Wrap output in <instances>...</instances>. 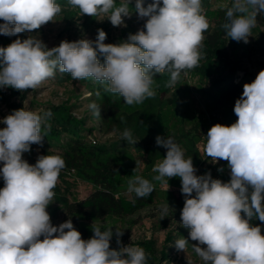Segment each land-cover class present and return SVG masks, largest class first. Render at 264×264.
<instances>
[{
  "label": "clouds",
  "instance_id": "9594fccd",
  "mask_svg": "<svg viewBox=\"0 0 264 264\" xmlns=\"http://www.w3.org/2000/svg\"><path fill=\"white\" fill-rule=\"evenodd\" d=\"M68 0L81 16H106L114 27L126 26L124 18L133 12L147 18L144 28L129 34L127 41L105 43L107 34L97 30L95 41L63 40L49 49L40 39L29 36L0 48V88L18 91L37 89L54 78L56 70L73 80L93 79L105 93L123 98L129 106L154 98L157 74L168 72L173 87L184 70L199 66L200 48L209 22L202 0ZM225 11L221 27L237 42H249L257 17L264 14V0H231L218 5ZM56 0H0V34L14 36L38 30L61 13ZM103 57L101 63L98 57ZM99 95V93H97ZM100 116L95 103L89 105ZM237 121L230 126L215 124L206 137L204 152L212 163L227 161L230 180L213 179L211 173L196 175L192 158L171 137H156L167 149L153 167L155 181L181 179L184 206L182 226L189 229L194 253L202 264H264V70L243 86L236 100ZM50 116V113H45ZM0 129V264H147L145 251L138 246L110 249L112 228L102 231L92 225L93 237L84 240L71 218L53 226L46 210L54 202L59 174L65 167L59 155H40L34 165L22 158L31 145H41L44 117L21 108L3 118ZM121 139L137 143L129 129ZM223 171V168L218 169ZM154 184L142 176L128 181L127 192L146 198ZM168 204L162 206V218ZM242 213L244 214L242 216ZM117 244L123 231L116 230ZM43 237V239H41ZM188 240L175 241L178 251ZM191 264V261H188Z\"/></svg>",
  "mask_w": 264,
  "mask_h": 264
},
{
  "label": "rangeland",
  "instance_id": "374dc122",
  "mask_svg": "<svg viewBox=\"0 0 264 264\" xmlns=\"http://www.w3.org/2000/svg\"><path fill=\"white\" fill-rule=\"evenodd\" d=\"M205 1L208 3V6L203 7L210 9V11L221 9L218 7L220 4L231 3V0ZM119 2L120 0H117V4ZM148 2H151V0H146L145 6ZM134 5L135 0H132L130 7L134 8ZM61 8L69 9L75 15L68 17L64 13H59L55 17V22H49L38 30H33L32 32L25 31L10 37H13L14 40L18 38L24 40L29 38V36H33L40 39L51 49L59 46L63 40L69 42L80 39L95 41L97 30L103 29L107 34L104 42L106 44H115L125 31L128 37L129 34H135L138 30L143 29L147 20V18H139L138 14L133 12L130 18H124L126 26L114 27L106 19V16H88V18L86 17L87 15L81 16L79 10L73 8L68 3ZM214 17L215 15L212 14L209 16L211 21L209 27H212ZM90 18L94 19V22H89ZM2 23L3 21L0 20V24ZM255 29H259L264 33V14L257 17V24L252 29L253 36L249 37L248 43H244L249 47L250 53L244 57L241 75L247 72L256 77L259 71L264 70V51L256 44L257 36L254 31ZM169 79L170 74L165 75L161 81L153 85L156 91L155 97L159 95L160 100L163 101L162 106L158 107L159 101L154 97L146 99L139 105L129 106L125 104L122 110L132 113L144 107H148L149 109L151 106V108L157 107L156 111H160L162 118L160 127L157 128V136L171 137L173 142L178 144L183 150L185 158H192L193 165L197 169L196 175H204L210 172L213 179L228 182L231 176L227 161L220 160L214 164L204 152L209 129L217 123L222 124L221 120L217 117L214 118L213 114L208 110L205 98L201 93V90L207 89L208 80L193 69L185 70L184 74H180L178 82L173 87L167 86ZM0 93H3L8 98V103L19 105L25 110L36 113L42 110L38 104L60 105L66 103L68 105H77L73 111L74 115L78 118L87 117L88 127L95 128L92 135L94 140L110 143L121 138L119 132L115 130L111 132L107 131L99 116L93 114V110L90 109L89 105L96 103L94 95L88 86L78 80H62L54 75V78L46 80L37 89L21 92L24 95H11L6 87L0 88ZM152 101L154 104H152ZM13 112L7 107L6 101L0 97V121ZM4 127L6 125L0 123V129ZM40 155H43L42 148L35 144L31 147L30 152L23 153L22 158L29 164L34 165ZM123 158L128 167V175L133 173L132 169H134V173L130 177L127 175L118 177L119 194L130 199L133 193L127 192L128 181L130 178L139 175L152 182L155 186L154 191L150 194L154 200L153 204L124 219L106 217L98 222H87L86 226L89 228V231L94 235L92 225L99 226L102 231L112 228L110 246L114 245L113 243H117L116 230L123 231V235L119 237L121 241L119 247L138 246L137 243L140 241H155L159 255L163 249L164 240L169 230H174L177 231L176 240L183 237L188 240V245L184 252L178 251L175 248V242L169 244L172 256L171 264H176L177 259H180L179 263L181 264H188V261H191V264H202L192 249V244H196L197 242L190 239L189 229L183 227L181 222V212L184 206V196L181 193V179L174 177L170 178L168 182V178H165V181L153 180V177L158 175V173L153 172V170L148 171L146 159L134 150H124ZM2 167L3 163L0 162V168ZM220 168H223L222 172L218 171ZM2 184H4V181L2 176H0V185ZM95 188L96 186L93 182L84 179L78 171H65L62 169L57 185L53 189L55 193L54 202L46 209L50 214L51 222L63 223L62 199H68L69 201L82 200L87 198ZM166 204H168L169 209L166 216L161 219L162 206ZM162 264H166V262Z\"/></svg>",
  "mask_w": 264,
  "mask_h": 264
},
{
  "label": "trees",
  "instance_id": "16d2710c",
  "mask_svg": "<svg viewBox=\"0 0 264 264\" xmlns=\"http://www.w3.org/2000/svg\"><path fill=\"white\" fill-rule=\"evenodd\" d=\"M203 6H208L205 0H202ZM61 7L68 3V0H56ZM209 10V16L215 15L212 27L204 33V40L200 52L202 55L199 66L193 68L208 80L206 90H201L208 110L221 120L223 125L230 126L235 123L238 117L234 113V106L237 99L243 93V86L251 83L256 77L245 72L241 75L244 57L248 55L249 47L243 41L231 40L221 25L224 22L225 11L223 9ZM68 17L75 14L69 9H62ZM88 18V16H86ZM89 22H94L90 18ZM256 32V44L264 51V33L259 29ZM127 32L125 31L117 40V43L127 41ZM14 41L13 37L0 34V48H6ZM101 63L104 58L98 57ZM185 70L181 72L184 74ZM55 75L62 80H71L72 77L68 73H61L56 70ZM168 72L157 74L154 81L159 82ZM88 86L94 95L96 105L100 109L101 122L107 131H117L120 134L125 129H129L133 139L137 143H129L122 140H114L110 143L98 142L93 139L92 135L95 131L94 127H88L87 117L78 118L74 115V109L77 105H68L62 103L60 105L38 104L42 110L37 113L44 117V125L42 126L43 139L42 154L43 155H59L65 161V171H78L84 179L90 180L96 186L93 192L85 199L69 201L62 199L63 206V222L71 218L72 223L77 231L81 233L82 239L88 240L93 237L87 222H98L106 217H115L124 219L135 214L153 204V198L149 195L146 198H138L135 193L130 199L121 196L118 177L128 175L123 158L124 150H134L147 161V170L151 171L159 160L166 156L167 150L156 144L158 135L157 128L162 122L161 113L153 108L144 107L139 111L132 113L124 112L123 106L126 104L122 97L105 93L103 86L93 79L78 80ZM11 95H24L21 91L6 87ZM99 93V95H97ZM2 100L6 101L7 107L12 111L19 110L21 107L16 104L8 103L3 93H0ZM24 97V96H23ZM162 106L163 101L159 95L155 97ZM152 104L153 101H152ZM50 113V116H45ZM35 145L32 144L31 147ZM4 184L0 185V189ZM244 214L242 213V216ZM253 226H261V234L264 235V223L258 218L251 221ZM53 226L61 223L51 222ZM177 238V231L169 230L164 240V246L158 255L155 241H140L138 246L141 247L146 254L147 264H171L172 256L169 250V244L174 243ZM43 239V237H41ZM110 246L114 250H119L117 243ZM161 262V263H160ZM180 259H177L176 264Z\"/></svg>",
  "mask_w": 264,
  "mask_h": 264
},
{
  "label": "built area",
  "instance_id": "2783aa9c",
  "mask_svg": "<svg viewBox=\"0 0 264 264\" xmlns=\"http://www.w3.org/2000/svg\"><path fill=\"white\" fill-rule=\"evenodd\" d=\"M204 13H205L206 18H207V20H208V22H209V25H210L211 21H210V19H209V10H208L207 8H204Z\"/></svg>",
  "mask_w": 264,
  "mask_h": 264
}]
</instances>
